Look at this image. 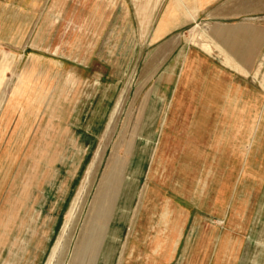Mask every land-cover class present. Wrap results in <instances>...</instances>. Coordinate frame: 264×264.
I'll return each mask as SVG.
<instances>
[{
  "label": "rangeland",
  "instance_id": "obj_1",
  "mask_svg": "<svg viewBox=\"0 0 264 264\" xmlns=\"http://www.w3.org/2000/svg\"><path fill=\"white\" fill-rule=\"evenodd\" d=\"M58 1L42 9L0 7V197L6 208L25 210L28 224H38L41 264H119L157 252L156 229L171 222L179 203L186 226L170 264H213L209 245L226 232L223 210L200 198L196 185L192 196L172 201L163 218L165 200L144 201L152 153L136 135L138 103L155 62L181 41L194 43L192 32L201 31L194 25L207 30L208 19L200 15L155 41L164 22L181 21L184 9L169 13L170 0H162L146 39L138 35L132 0ZM82 26L87 29L79 34ZM263 57L264 49L251 79L264 92ZM253 211L246 228L260 227L243 234L252 251L229 264H264V216ZM137 224L148 231H134ZM198 225L206 230L190 231Z\"/></svg>",
  "mask_w": 264,
  "mask_h": 264
},
{
  "label": "crops",
  "instance_id": "obj_2",
  "mask_svg": "<svg viewBox=\"0 0 264 264\" xmlns=\"http://www.w3.org/2000/svg\"><path fill=\"white\" fill-rule=\"evenodd\" d=\"M48 1L0 0V7L42 9ZM55 1L54 5L60 4ZM180 1L170 0L168 9L172 13L174 7H182L181 21L173 26L164 22L154 40L165 39L203 15L208 19L207 30L198 23L194 26L201 29L199 33L211 49L181 41L154 64L158 69L147 83L136 117V135L145 137V151L152 153L146 165L144 201L156 206L159 200H165L161 216L168 218L171 202H179L183 195L192 196L196 185H201L200 198L214 200L213 204L223 210L220 216L226 218V232L217 234L209 245L215 249L213 264L235 263L246 259L247 250L252 251L250 239L244 244L243 234L260 227L258 223L257 229L250 225L246 228L252 209V215L264 216V92L251 79L264 49V0ZM114 2L109 0L110 5ZM86 29L82 26L79 34ZM75 44L78 47V43H72L70 50ZM6 203L0 197V264H41L38 224H28L26 216L21 215L25 210L10 212ZM173 209L171 222L161 223L156 229L161 233L154 241L157 252H150L149 259H120L119 264L172 262L170 258L180 250L186 226L180 222V204H173ZM141 228L134 225V231H148V227ZM205 230L200 225L190 229ZM194 263L201 264V260Z\"/></svg>",
  "mask_w": 264,
  "mask_h": 264
},
{
  "label": "bare ground",
  "instance_id": "obj_3",
  "mask_svg": "<svg viewBox=\"0 0 264 264\" xmlns=\"http://www.w3.org/2000/svg\"><path fill=\"white\" fill-rule=\"evenodd\" d=\"M132 2H133V5H134V9H135L137 18L139 20V23H138V35L140 36V38L143 39V38H145L147 36V34H148V32H149V30H150V28L152 26L153 19H154L156 13H157V10H158L162 0H132ZM188 15H190V14H188ZM187 16L185 18H187ZM190 39H191L192 42L198 44L199 46L203 47L204 49H206L208 51L211 49L210 46L207 45L206 42H204V40H207V39L200 33L192 32V34L190 36ZM233 64H232V66H237L238 65V64L237 65L236 64L233 65ZM239 69L241 70L242 68L239 66ZM101 209H102V206L99 207L98 213L101 211ZM92 236H93V233L90 232L89 233V238H93ZM89 240H91V239H89Z\"/></svg>",
  "mask_w": 264,
  "mask_h": 264
}]
</instances>
